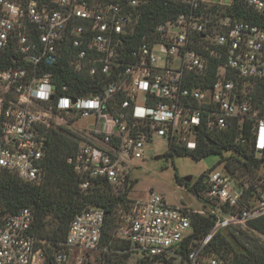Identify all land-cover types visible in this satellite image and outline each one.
Instances as JSON below:
<instances>
[{
  "label": "built area",
  "instance_id": "2783aa9c",
  "mask_svg": "<svg viewBox=\"0 0 264 264\" xmlns=\"http://www.w3.org/2000/svg\"><path fill=\"white\" fill-rule=\"evenodd\" d=\"M154 0H0V171L31 185L43 167L52 130L67 116L92 118L88 140L69 159L79 188L110 187L120 203L116 238L121 251L161 264H226L205 254L221 231L264 217V177L241 183L226 164L207 173L203 209L171 205L149 190L131 198L134 162L155 137L194 150L199 128L234 129L237 142L264 155V25L236 15L241 2L264 18V0H166L183 12L158 24L131 46L142 12ZM70 68L101 90L70 93L60 85ZM229 155V154H227ZM128 205V206H127ZM215 221L193 238V216ZM103 208L91 207L71 222L56 249L34 232L35 213L10 212L0 202V264H56L100 251Z\"/></svg>",
  "mask_w": 264,
  "mask_h": 264
},
{
  "label": "trees",
  "instance_id": "16d2710c",
  "mask_svg": "<svg viewBox=\"0 0 264 264\" xmlns=\"http://www.w3.org/2000/svg\"><path fill=\"white\" fill-rule=\"evenodd\" d=\"M16 1L28 3L32 0ZM182 12V7L176 2L154 0L142 12L140 24L134 36L131 37L130 45H138L144 36L152 32L158 24L170 20ZM233 12L245 20L264 25V18H258L244 8L241 2H236ZM92 83L90 79L75 73L70 68L62 70L59 77V84L69 85L70 93L74 95H88L101 90V86L91 87ZM199 130V144L194 150L172 145L164 157L187 156L195 161H202L211 155L223 157L227 153L229 157H223L221 163L225 160L228 161L226 167L232 174H235L240 168L242 172L240 177L256 178L259 171H262V174L258 178L264 177V155L256 157V153L248 144L237 142V134L234 129L217 132L208 131L204 127ZM66 133L64 130H52L50 133L43 163L45 178L42 184L31 185L14 175L0 171V202L10 212H17L25 208L33 210L35 213V234L39 239L48 241L56 249L59 248L58 244L66 240L69 226L79 213L91 207L103 208L107 213V219L100 241V251L104 254L107 264H127L130 255H117L119 247L116 242L115 212L120 203L125 204L128 191L125 197H116L112 194L110 187L105 184L103 188L82 192L79 188L78 178L69 163V159L76 152L79 143ZM230 162H237L240 166L231 168ZM206 176L207 173H204L193 185L186 184L183 179L179 178L178 183L180 186H186L188 191L200 197L201 193L207 189L204 183ZM254 182L252 180V183ZM214 224L215 221L210 217L193 216V238L197 240L205 238L211 232ZM248 228L264 236V217L249 223ZM123 244L120 249H128V244L124 242ZM47 251L49 257L46 264H56L52 249H47ZM205 254L214 256L226 264H264V244L243 231L228 229L219 232L205 249ZM155 263V260H138L136 262V264Z\"/></svg>",
  "mask_w": 264,
  "mask_h": 264
},
{
  "label": "rangeland",
  "instance_id": "374dc122",
  "mask_svg": "<svg viewBox=\"0 0 264 264\" xmlns=\"http://www.w3.org/2000/svg\"><path fill=\"white\" fill-rule=\"evenodd\" d=\"M66 121L59 120L62 124L68 122L70 127L63 125L57 131L64 130L67 135L75 139L78 143H82L88 140L87 129L92 128L94 120L92 118H84L82 120H77L74 116H67ZM169 143L164 138L155 137L151 143L147 144L146 157L143 160H137L133 164L136 169L133 170L132 176L134 180V188L132 189L131 198L135 199H146L149 196V190H154L156 193L164 196L168 203L171 205H183L186 204L183 200V191L188 193L189 198L191 199V207L195 210L203 209V203L200 198L188 191L186 186H180L178 183V178L183 179L186 177H192L191 185L195 184L200 176L204 173H208L216 167V169H222L228 161H223V157H229L227 153L222 156L211 155L202 161H195L191 157L187 156H176L174 158L164 157L169 151ZM221 163V164H220ZM223 164V166H222ZM231 168H237L240 166L237 162H230ZM240 168L237 169L235 173L237 179L241 183H251L252 180L257 181L262 174V171L258 172L256 178L250 177H240L241 176ZM136 183V184H135ZM200 197L204 198V192L201 193ZM202 199V198H201ZM116 223L119 224V212H115ZM229 230H237L248 233L253 238L259 239L264 244V236L249 229L248 226L233 227ZM119 251L117 255L122 256L124 254L120 253L124 249H120L124 244L116 238ZM115 256V255H114ZM118 257V256H116ZM138 257H129L127 264H136L139 260ZM68 264H107L104 254L101 251H92L86 253L83 263L76 257H72ZM155 264H161L156 262Z\"/></svg>",
  "mask_w": 264,
  "mask_h": 264
},
{
  "label": "water",
  "instance_id": "95a60500",
  "mask_svg": "<svg viewBox=\"0 0 264 264\" xmlns=\"http://www.w3.org/2000/svg\"><path fill=\"white\" fill-rule=\"evenodd\" d=\"M191 180H192L191 176L184 178L185 183H189ZM182 195H183V200L185 203L187 204L191 203V199L189 198L188 193L186 191H183Z\"/></svg>",
  "mask_w": 264,
  "mask_h": 264
},
{
  "label": "flooded vegetation",
  "instance_id": "af4514ba",
  "mask_svg": "<svg viewBox=\"0 0 264 264\" xmlns=\"http://www.w3.org/2000/svg\"><path fill=\"white\" fill-rule=\"evenodd\" d=\"M193 180V179H192ZM192 180L189 182V183H186V184H191L192 183Z\"/></svg>",
  "mask_w": 264,
  "mask_h": 264
}]
</instances>
